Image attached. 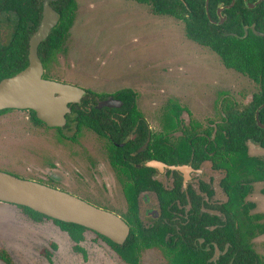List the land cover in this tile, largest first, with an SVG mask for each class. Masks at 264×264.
Masks as SVG:
<instances>
[{"label": "trees", "instance_id": "16d2710c", "mask_svg": "<svg viewBox=\"0 0 264 264\" xmlns=\"http://www.w3.org/2000/svg\"><path fill=\"white\" fill-rule=\"evenodd\" d=\"M136 1L151 6L155 14L182 20L189 39L212 49L227 68L251 78L258 84V91L248 103L224 96L219 119H209L207 124L191 120L185 123L181 116L186 107L170 101L167 111L175 119L174 129L160 133L152 132L138 107V93L130 88L112 95L123 101L121 107L97 109V101L108 95L91 90H87L80 103L70 104L66 127L75 123L78 128L90 129L111 143L109 161L127 204L122 217L131 227L123 244L82 225L17 206L36 222L51 219L68 234L73 250L84 255L82 243L87 231H93L126 264H140L142 253L152 248L165 251L167 264H264V257L254 246V239L264 234V213H254L257 205L248 200L254 185L264 183V157L250 155L248 146L254 142L264 149V128L256 121L257 109L264 103V36L256 35L250 27L255 23L256 30L264 32V1L252 9L244 0H236L233 7L222 12L226 17L222 24L210 20L206 0ZM221 1L232 2L210 0L209 3L210 14L216 21L220 20L217 10ZM43 2L0 0V16L15 15L8 42L0 43V81L29 64L30 38L41 22ZM51 5L59 13V22L39 46L46 74L64 51L78 10L77 0H56ZM246 26H249L247 34ZM10 110L13 109L1 110L0 115ZM28 111L35 124L46 125L34 110ZM260 120L264 123V108L260 111ZM55 129L62 131V128ZM149 136L146 150L138 152ZM151 159L168 164H191L195 168L210 162L214 170L224 172L220 187L225 200L210 203L215 190L203 180L199 182V190L191 185L185 188L178 171L168 170L173 183L164 184L156 177V169L144 165ZM146 192L157 195L161 209L159 218L151 223L145 222L141 212L142 196ZM50 246L57 248L55 242ZM42 251L52 262V251L48 247ZM0 259L12 264L10 253L3 248H0Z\"/></svg>", "mask_w": 264, "mask_h": 264}, {"label": "rangeland", "instance_id": "374dc122", "mask_svg": "<svg viewBox=\"0 0 264 264\" xmlns=\"http://www.w3.org/2000/svg\"><path fill=\"white\" fill-rule=\"evenodd\" d=\"M77 4L65 49L46 77L108 96L128 88L136 91L138 107L153 133L174 129L175 119L167 111L170 101L186 107L181 116L185 123L207 124L219 119L224 96L248 103L259 89L248 76L224 66L212 49L189 39L182 20L155 14L148 4L136 0ZM14 24V14L0 16L1 44L8 42ZM108 144L75 123L62 131L37 125L28 110L0 115L1 171L60 188L123 215L127 204L109 161ZM248 146L250 155L264 157L258 144ZM200 169L202 173L188 184L199 190V180L206 181L215 190L209 202L225 200L220 187L224 172L214 170L210 162ZM156 176L165 183L170 179L166 173ZM263 186L256 183L248 197L257 205L254 213H264ZM149 197L156 200L154 193ZM82 245L85 255L73 250L68 234L51 219L36 222L17 205L0 201V248L10 253L12 264H126L93 231H87ZM254 246L264 257V234L254 239ZM45 247L53 253L52 262L43 254ZM0 264L7 263L0 259ZM140 264H167V255L161 248L148 249Z\"/></svg>", "mask_w": 264, "mask_h": 264}, {"label": "water", "instance_id": "95a60500", "mask_svg": "<svg viewBox=\"0 0 264 264\" xmlns=\"http://www.w3.org/2000/svg\"><path fill=\"white\" fill-rule=\"evenodd\" d=\"M52 1L56 0L43 2L41 22L30 38L29 64L16 74L0 81V111L4 109L34 110L37 117L48 127L63 128L68 121L67 115L71 113L70 104L80 103L87 90L44 76L45 67L39 56V46L59 22V13L51 5ZM245 1L247 7L253 9L264 0ZM235 2L236 0H232L226 6L220 5L218 8L220 20L216 21L212 19L209 11L210 0H206L208 17L212 22L222 24L226 18L223 17L222 10L233 7ZM250 27L256 35L264 36V32L256 30L255 23ZM245 30L247 34L249 26H246ZM122 105L121 99L108 96L100 99L96 108L121 107ZM263 108L264 103L256 112V121L261 128H264V123L260 120V111ZM149 140L148 138L138 152L147 148ZM144 165L156 169L159 173H164L166 170L178 171L184 176V185H187L192 172L202 173L200 168H194L191 164H168L157 159L148 160ZM0 201L27 206L53 219L82 225L117 244H123L131 232L129 223L122 215L92 204L60 188L1 170Z\"/></svg>", "mask_w": 264, "mask_h": 264}, {"label": "flooded vegetation", "instance_id": "af4514ba", "mask_svg": "<svg viewBox=\"0 0 264 264\" xmlns=\"http://www.w3.org/2000/svg\"><path fill=\"white\" fill-rule=\"evenodd\" d=\"M245 1V0H244ZM256 1V0H255ZM251 2H254V1H251ZM245 3H246V1H245ZM220 5H223V6H226V5H228V4H225L223 1H221L220 2V4H219V6ZM219 6H218V8H219ZM263 8H264V5H263ZM227 9V8H226ZM225 10V9H224ZM224 10H222V12L224 11ZM217 13H218V10H217ZM219 16V15H218ZM99 101V100H98ZM98 101H97V103H98ZM149 127H150V125H149ZM149 139H150V136L148 137ZM107 141L109 142V150H108V155H109V152H110V146H111V143H110V141L107 139ZM147 141H148V139H147ZM146 141V142H147ZM149 143V142H148ZM146 150V149H145ZM194 167V166H193ZM195 168V167H194ZM199 169V168H198ZM167 171L168 170H166L164 173H166L167 175H170V179H169V181H166V183L164 182V184H166V185H171L172 183H173V176H172V174H168L167 173ZM170 171H172V170H170ZM159 173V172H158ZM164 173H159V174H164ZM180 173V172H179ZM181 174V173H180ZM201 174V173H200ZM116 175V174H115ZM157 175V174H156ZM182 175V174H181ZM194 175H199V173H195V172H192L191 173V177H190V179L188 180V182L190 181V180H193V177H194ZM157 177V176H156ZM182 177H183V185H184V176L182 175ZM61 177H60V175H56V179H60ZM188 182H187V185H184V187L185 188H187V186L188 185H190V183L188 184ZM199 182H200V180H199ZM199 182H198V189H199ZM150 193H154V192H150ZM150 193H144V195L142 196V202H141V212H142V216H143V219L145 220V222L146 223H151L152 221H154V220H156V219H158L159 218V216H160V213H161V209H160V205H159V201H158V198H157V195L154 193V195H155V197H156V200L154 201H152V199L149 197V194ZM154 210H157L156 212H154ZM146 216L148 217V218H146Z\"/></svg>", "mask_w": 264, "mask_h": 264}]
</instances>
